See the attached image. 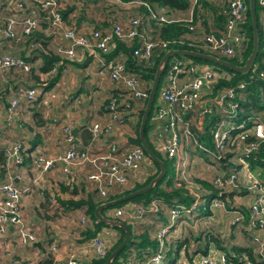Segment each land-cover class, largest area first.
Here are the masks:
<instances>
[{
    "label": "built area",
    "instance_id": "1",
    "mask_svg": "<svg viewBox=\"0 0 264 264\" xmlns=\"http://www.w3.org/2000/svg\"><path fill=\"white\" fill-rule=\"evenodd\" d=\"M109 1L114 2L115 5L140 6L148 13L147 17L155 23L183 22L181 19L175 18L173 13H168L166 9L160 7L152 9L144 2ZM187 1V12L184 20L187 22L188 29L194 31L195 25H191V22L194 8L199 0ZM255 2L263 12L261 23L264 33V0H255ZM0 5L3 8V14L0 13V44L4 41L20 44V48L25 53H29L33 49L42 50L40 41L34 39V34L41 31L44 36L50 37L52 51L59 58L57 64H62V61H79L84 53L93 59H97L103 65L111 82L123 84L127 91L124 96L135 99L147 97V91L140 86L137 76L133 73L132 75L128 74L121 60L118 58L109 61L103 60V56L113 47L114 39L126 47H130L134 41L131 55L142 61L150 59L154 48L167 50L166 42L158 39L153 41L150 38L146 31L147 28L142 26L139 16L127 18V23L124 25L114 22L111 28L107 30L90 29L87 33H79L69 27L62 18L60 14L62 5L59 0H1ZM246 10V0H228L227 19L223 30L218 34L196 35L195 42L200 48L216 56H230L244 40L242 34L237 30V25L243 21ZM41 25L44 26L43 29ZM58 37L64 40L63 44L53 43V40ZM173 57L177 56H172L166 61L165 70H167H164L162 85L159 86L157 93L158 106L156 104L157 107L155 106L152 114L154 120L162 121L158 127L159 138L155 144L156 149L172 161L174 187L184 188L193 200L188 206L177 203L173 205V208L166 211L168 222L157 224L153 236H151L156 241L157 250L152 255L146 256L142 260V264H163L164 252L168 245L166 243L167 237L172 228L179 226L177 217L180 214L191 217L194 213L200 214L201 211L205 210H225L224 202H227L228 198L223 199L219 193L227 191L229 196L230 191H238V188L246 191L248 196L246 205L248 217L244 227L249 235V242L257 260L264 264V178L259 175L262 173V169H252L247 160L241 156L234 157L238 153L247 155L255 151L261 144L264 150L263 123L257 121L252 127L255 141L241 145V142L247 138L246 132L236 133L233 137L230 135L231 131L243 125L242 121L238 124L231 121L238 113L236 103L231 101L235 95L233 89L227 88L213 93L212 85L222 75L218 74L211 66L199 65L186 58L177 59ZM29 69V63L20 54L0 52V72L15 70L25 73ZM55 73L56 65L44 73H38L40 84H45L48 78ZM257 76L261 81H264V68L258 71ZM237 87L242 88L243 85L238 84ZM21 94L25 102L30 103L35 100L37 91L34 86H27L21 90ZM54 97L53 93H47L44 101L47 103ZM106 100L107 119L104 122H92L88 128L91 137L94 139L108 136L112 132L113 125L122 121L123 118L117 109L122 101L118 102L111 95ZM16 104V99L12 98L5 107L3 116L6 123H10L14 119ZM210 114H215L216 117L214 126L209 133L212 143L211 151L202 145H197L190 128V118L193 115L202 118L204 115ZM184 115L189 116L184 118ZM201 118L198 119L201 120ZM61 130L65 143L63 152L51 158H45L41 155L35 156L33 159L34 169L39 172H46L60 165L62 166V173L68 176L73 174L76 166L87 164L91 172L86 175V179L93 180L92 182L102 198H105L114 186H124L126 182L124 173L129 169L138 170L143 160L142 151L137 146L121 152L116 145V154H114L112 153L114 146L110 144L109 155L90 154L75 140L71 124H64ZM188 145L191 150H196L198 147L208 154L209 161L204 162V167L205 171L209 172V182L216 189L217 195L211 198L207 204L201 198L196 183H192L184 175V171L191 161L190 153L185 150ZM227 152L234 156L226 160L229 170H224L222 166L225 165L224 157ZM2 153L5 162L10 161L13 165L22 164L19 143L4 145ZM210 161H219L218 164L221 167L218 164H211ZM236 166L238 167L235 171L232 167ZM238 177L240 178L239 185ZM101 178L103 183H98L97 180ZM32 182L35 184L36 179ZM28 191L29 187L18 188L8 180H0V235L5 232L7 227H14L16 242L21 246L35 242L34 233L25 227L20 217V197ZM39 193L41 194V190ZM201 203L204 205L200 208ZM157 210L155 201H150L144 206L136 202H127L113 208L111 219L124 221L133 227L143 215ZM233 218V223L240 219L235 210ZM78 223L83 225L85 217L81 216ZM101 239L100 236L91 239V246L96 257H102L105 251ZM55 248L56 244L51 243L49 251H54ZM236 262L251 264L244 253H238L236 261H234L227 257L224 252L210 248L206 254L199 255L193 264H236ZM66 264H79V262L75 258L69 257ZM121 264H134V261L126 259ZM135 264L137 263L135 262Z\"/></svg>",
    "mask_w": 264,
    "mask_h": 264
},
{
    "label": "crops",
    "instance_id": "2",
    "mask_svg": "<svg viewBox=\"0 0 264 264\" xmlns=\"http://www.w3.org/2000/svg\"><path fill=\"white\" fill-rule=\"evenodd\" d=\"M59 1L62 5L61 11L65 13L64 20L66 24L79 33H87L90 29L107 30L111 28V22L108 23V20L121 19L122 16H127V14L129 16H136L140 12L138 7L128 4L115 5L114 3H109V0ZM2 10V5H0L1 14H3ZM41 28L43 29L44 26L42 25ZM83 29H86V31L83 32ZM36 36L42 39V41L47 38L41 31H37ZM56 42L63 44L64 40L58 37L53 40V43ZM11 45L9 41L2 42L0 44V52L24 54L21 48H12ZM35 52L33 55L28 54L25 56L24 54V56L30 61L34 60L35 57L41 61L40 54H38V51ZM64 65H66V67H63L64 72L62 69V73L59 75L57 81L46 92V94L53 93L55 96L54 99L47 103L44 101L46 94L42 100L40 99L41 101L37 99L30 103L25 102L21 91L17 97H5V102H3V96H0V180H8L18 188L29 187V191L20 197V217L25 227L35 235V242L21 246L16 242L15 228L7 227L5 232L0 235V264H43L44 258L46 259L47 257L51 259L50 264H66V260L69 257L75 258L79 264H90L96 258V255L91 246V238L83 240L84 231L89 229L90 231L97 232V236L103 239L106 250L119 237L118 231L109 226H98L95 231L94 224H89V222L86 224V220L83 225H80L78 222L81 213L78 210L81 211L82 209L77 210L62 205L67 200L86 199L87 196H90L89 198H91L92 202L101 201L94 193H87V187L83 184V181L81 182L84 179L86 171H88V166L85 167L84 164L81 167L79 165L76 166L72 174L73 176L64 175L61 171L62 166L60 165L46 172H39L33 167L35 156L41 155L45 158H51L63 152L65 143L61 129L66 123L71 124L75 140L81 147L89 148L91 146L98 150L102 144L101 140L104 138H92L88 130L89 125L92 122H104L107 119L105 100L111 93L116 94V91H120L119 85L109 80L105 68L97 59H93L83 53L79 61L69 62L68 65ZM1 74L2 72H0V91L4 90L3 93L9 85L20 84L18 79H5ZM27 86L31 85L26 83L22 89ZM12 98L17 101L15 115L12 122L6 123L3 116L4 109ZM125 98L126 96L123 94L119 100L122 101L119 112L121 116H124L122 118L123 122H118L120 124L116 123L114 127L115 130L120 131V136L117 137V143L120 146L126 145L127 142L129 145L134 138L133 130L138 118L137 111L141 106L139 103H136L129 110L127 106L125 109ZM20 100L29 105L27 106L29 109H23ZM15 142L20 144V155L23 158L21 165H13L10 161L5 162V157L2 154L4 144L7 145ZM128 145L125 146V150L130 147ZM196 151L192 149L188 153L194 154ZM190 160L187 166L189 169L186 168L188 171L185 173V176L190 178V176H193H189L190 173L199 171L202 174L199 178H204L205 181L209 182L207 179L209 172L205 171L204 163L202 162V167H197L195 164L197 163L196 160L194 158L191 159V157ZM142 168L140 169L142 170ZM147 169L143 170L146 171ZM132 174V179L134 180L137 175L135 173ZM259 175L261 178H264L261 173ZM34 179H36L35 184L32 182ZM70 179L72 182H69ZM39 188L44 190L43 196L38 194L37 190ZM52 190L54 191L52 192ZM79 191H82L83 194L79 193ZM52 194L54 200L51 199ZM238 196L240 195H231V202L238 200L240 198ZM239 200L243 201V206L247 205V197ZM166 214L165 211H162L160 214L154 217L150 215L142 221L146 224L145 232L148 240L151 241V232L157 223L168 222ZM196 215L199 217L194 218ZM233 215L234 213L231 210L226 211L221 209L201 214L196 213L193 215L194 219L188 217L185 224L171 229V235L167 237L168 241L166 243H172L174 240H176L175 245L179 242L182 243L174 264H193L199 255H202L199 251L209 233L213 236L215 233L216 237L222 240L223 245L228 246L230 249L231 247L251 249L249 237L243 229V224L245 223L230 224ZM102 216L104 215L102 214ZM83 226L86 227L82 230ZM143 231L141 229L139 233ZM197 235H199V240H197L195 246V253L190 254L189 248L183 241L185 240L190 247L192 245L190 242L192 236L196 237ZM51 243L56 244L54 251H48ZM175 245H173V248ZM149 248L150 245H143V248L136 251L133 247H129L124 252V255L118 259L123 262L129 256L133 257L137 263V260L140 261L143 258L142 255L146 254ZM210 248L217 249L212 242H209L206 253ZM184 249L187 250L185 254ZM136 252L140 254L139 259L135 257ZM251 252L255 257L252 250ZM142 262L140 261L139 264H142Z\"/></svg>",
    "mask_w": 264,
    "mask_h": 264
},
{
    "label": "trees",
    "instance_id": "3",
    "mask_svg": "<svg viewBox=\"0 0 264 264\" xmlns=\"http://www.w3.org/2000/svg\"><path fill=\"white\" fill-rule=\"evenodd\" d=\"M121 1L122 2H128V1L144 2L148 4L152 9L159 8V7L164 8L166 9L168 13H173L174 15L182 14L183 17L186 16V12H187V2L185 0H121ZM227 1L228 0H199L198 4L194 8L193 20L191 22V25L193 24L195 25V26L193 25L194 31L188 29V25L183 22H176V23H170V24L155 23L154 21H152L151 19L147 17L148 13L146 12V10H144V8L140 6H138L140 12H138V14L136 15L141 18L142 26L147 28L146 31L149 34L150 38H152L153 41H157L158 39L159 41L166 42L167 50H172V49L191 50V51H196V52L208 53L213 56H216L213 53H210L209 51L200 48V46L198 45L197 42H195V40L197 39L196 35L208 34V33L218 34L219 32L223 30V27L227 19ZM206 2L210 3V5L206 6ZM246 5H247V0H246ZM208 7H210L211 10H209ZM257 8L258 6L254 0L258 49H257V54L255 56V59L253 61V64L247 72L245 73L235 72L228 68H225V67H222V66H219V65L201 60V59H196V58H191V57H178V56L173 57L177 59L186 58L199 65L211 66L213 69L217 71L218 74L222 75V77L218 78L215 81V83L212 85L213 93L219 90L227 89V88L233 89L235 95L231 101L236 103L238 113H237V116H235L231 121L235 124H238L239 122L242 121L243 125L242 127L236 128L235 130L231 131L230 135L231 137H233L234 134L236 133L246 132L247 138L243 142H241V145L249 141H255L253 137V133H252V127L254 126L255 122L261 121L264 127V81H261L257 76L258 71L264 68V35H263L262 23H261L263 12L262 10L258 8L259 13H257L258 11ZM60 14L62 18L65 19V13L60 11ZM237 30L239 33L242 34L243 39H244L243 42H241L236 47V49L230 56L228 57L216 56V57L224 59L234 65H242L244 60L246 59V57L248 56L250 52L251 44H252L251 26H250V18H249L248 10H246L243 21L237 25ZM34 39L37 41L41 40L40 44L42 45L43 49L44 48L46 49V46L51 45L50 37L43 39V42H42V39L37 37L35 33ZM133 42L134 41H132V44L130 45V47H126L123 45V43L114 39L113 47L106 55L103 56V59L105 61L113 60L115 58H118L119 60H121L123 65L125 66V71L135 74L137 76L138 82L140 83V86L144 88V90L147 91L146 93L148 94V91H149L148 85L152 81V77L156 69V65L167 50L164 51L163 49H160V48H154L153 51L151 52L150 59L147 61H142V60H138L137 58L131 55V49L133 46ZM260 45H261V48H260ZM33 50L38 51V54H40L41 56V66L39 68L40 71L37 72L35 79L39 80L38 73L40 72L44 73L50 67L56 65V73L52 76V79L46 83L47 84L46 87H49L54 83L56 79H58L60 72L63 68L62 67L63 64L62 65L57 64L59 58L53 53L51 46L49 47V49H46L42 52L39 49H33ZM19 54L25 59V61L29 63V59L25 58V56L30 54V52L29 53L24 52L25 56L24 54H21V53ZM230 59H233V60H230ZM21 73L28 74L30 73V70L28 73L27 72L25 73L21 72ZM161 76L159 78V82L161 81ZM238 84H242L243 87L238 88L237 87ZM116 92H117L116 94L111 93V96L115 97L117 101L119 102L121 98L120 97L121 90L116 91ZM156 96H157V90L155 91V94H154V97H153V100H152V103H151V106L148 112L147 120L145 121V124L143 127V135H144V139L146 143L148 144L150 149L153 151L154 155L163 163L165 167L164 176L157 183H155L152 186V188L149 189L148 191L142 194H139L135 197H132L126 201L116 203L112 206H108L105 208V210L113 208V207L114 208L119 207L122 204L127 203V202H137V203L145 204L149 201H155L157 203L158 210L155 212H148L149 216L151 215L152 217H154L155 215L160 214V212L162 211L166 212L167 210L173 208V205L177 203H180L186 206L192 203V200H193L192 196H190L184 188L174 187L173 182H172V177L171 176L165 177L167 173V168H166L164 160L167 158L163 155L162 157L165 159L161 158L157 154L159 152H157L155 148H153L151 141H148V135L146 132L147 122L150 124V121H148V119H150L151 114L155 108ZM124 101L126 102V105L124 107L126 109V106H127L128 110L130 109V107H132V105H135L136 103H139L141 105L137 111L138 118H137V122L135 125L136 135L131 140L128 146H130L129 148L134 147V146L139 147L143 153V159L145 160L146 158L147 162L151 163L154 167L152 168L153 170H150L149 168L147 172L145 173V176H144L145 179L142 182L137 183L135 185H132L130 183L128 184V177H127V180H126L127 187H125V185L122 187H119L117 185L114 186L113 189L110 191V193L105 198L100 199L101 201L92 202L91 198H89L90 196L89 197L87 196L86 199L79 198L77 200H67L66 202L62 203V205H66L67 207H72L74 209H82L83 214H85L86 224L88 222L89 224L93 223L95 231L98 228V226H109L110 227V225H107L95 219L93 212H94L95 207L98 204L109 201V200H113L115 198H118L131 191H134L136 189H139L145 186L157 174L159 170L158 165L147 157L144 150L140 146L139 140H138L137 130H138L139 122H140V117H141V114H142V111H143V108L146 102V98L145 99H135V98L126 97ZM106 102L107 100H105V105H106ZM119 107H120V104L117 107V109L120 110ZM186 117L188 116L184 115V118ZM215 118H216L215 114L204 115L201 118L202 128H200V130L196 128V126L194 125H191L190 127L196 139L197 145H202L209 151L212 150L211 137L209 133H210V130L214 126ZM197 149L199 148L197 147ZM233 156L234 155H232V153H228V152L225 153V157H224L225 165L222 166L224 170H229L228 169L229 165L226 163V160ZM236 156H241L243 159L247 160L249 162V166L252 169H255V168L262 169L261 174L264 175V150H263L262 144L258 145L255 151L250 152L247 155H244L243 153H238L234 157ZM143 161L140 163L139 169L143 167ZM208 161H209L208 159H200V161L198 162L199 164L198 163H195V164L198 167H202V162L206 163ZM210 162L211 164H214V165L219 163V161L217 162L210 161ZM218 165L221 167L220 164ZM237 167L238 166L232 167V168L236 171ZM187 169H189V167ZM190 180L192 183H196V185L198 186V191L202 195V198H205L206 200L208 199L210 200L211 198L217 195L216 189L209 182L205 180H200V179L192 180V178ZM239 180L240 178L238 177V185H239ZM134 181H136V179L132 180V183ZM162 182H164V185H161ZM238 189L239 191L237 190H235L234 192L230 191L229 192L230 194L228 196L229 200L227 202H224L226 211L228 210L233 211L235 209V211L239 213L240 220L232 224H239L242 222L245 223L248 217L246 206H243L242 208H238V207L235 208L232 205L230 198H231V195L233 194L240 195L242 197L245 196L248 198L246 191H244L242 188H238ZM205 191L207 192V194H204ZM102 211L103 209L101 210V212ZM206 212L207 210L203 211V213H206ZM193 215L191 217H193ZM185 217L188 218V216L180 214L177 218L180 220ZM198 217L199 216L196 215L194 218H198ZM159 223L166 224L163 222H159ZM244 225L245 224H243V229L248 235ZM84 227L86 226H83L82 230L84 229ZM111 227L116 228L119 231V237L117 241L108 250L104 252L102 257H96L95 259L91 261L90 264H103L108 254L121 242V239L123 237V231L119 227H116V226H111ZM127 227L129 228L128 225ZM154 230L155 228L151 232V236H153ZM95 236H97V232L90 231L89 229L83 232V240H86L88 238L92 239ZM150 239L152 242L148 240V237L145 231L137 233L136 235H133L130 233V237H129L127 244H125L124 247L111 260L110 264H119L117 262V259L120 256H123L124 252L127 251L129 247H133V249L137 251L138 249L143 248V245H150L149 250L147 251V253L145 252L146 254L142 255L143 258L140 261H142L146 256L152 255L157 250V245H156V241L152 239V237ZM197 240H199V235H197L196 237L192 236V239L190 240L192 245L190 247L189 245H187L185 240L183 241V243L189 248L190 254L195 253V250H196L195 246L197 244ZM175 241L176 240H174V242L169 243L167 245V249L164 252L163 264H174L178 256V252L181 249L180 247L182 244L181 242L179 243L176 242L177 244L175 245ZM209 242H212L214 244V246L217 248L216 250L224 252L227 255V257H229L230 259L234 261H236L238 253H244L246 254L247 258L250 260L251 264H262V262L257 260L256 256L255 257L253 256L251 252V250L253 251L251 245H250L251 249L250 248H236V247H231L230 249L228 248V246L223 245L222 240L218 239L215 233H214V236L211 233H209L207 236V239H205L204 243L202 244V247L199 251L202 253V255L206 253ZM173 245H175L174 248H173ZM183 251L185 254L187 250L184 249ZM135 255H136L135 256L136 258L138 257L140 258V254L138 252H136ZM131 259L133 260V258ZM140 261L137 260V264H139ZM50 263H51L50 258L48 257L46 259L44 258L43 264H50ZM236 264H240V263L236 262Z\"/></svg>",
    "mask_w": 264,
    "mask_h": 264
},
{
    "label": "rangeland",
    "instance_id": "4",
    "mask_svg": "<svg viewBox=\"0 0 264 264\" xmlns=\"http://www.w3.org/2000/svg\"><path fill=\"white\" fill-rule=\"evenodd\" d=\"M187 1V0H186ZM109 3H111V4H113L114 2H112V1H108ZM188 2V1H187ZM207 5H210V3H208V2H206V6ZM216 5H217V3H216ZM130 7V6H129ZM135 7V6H134ZM212 7V6H211ZM209 8V10H211V8L210 7H208ZM259 8V7H258ZM257 8V9H258ZM257 13H259V9H258V11H257ZM138 14V13H137ZM132 15H130L129 16V14H127V16H122L121 17V19H114L115 20V22H118V23H122L123 25L124 24H126L127 22H126V19L127 18H129V17H131ZM137 16V15H136ZM173 16L175 17V18H179V19H181L184 23H186L187 24V22L184 20V17H183V15L182 14H173ZM113 20V21H114ZM113 21H112V19H110V20H108V23L109 22H111V24H110V27H111V25H113L112 23H113ZM87 27H89V26H87ZM79 28V27H78ZM76 30H77V28H76ZM79 30V29H78ZM84 31H86V29L84 30L83 29V32ZM88 32V31H87ZM263 35H264V33H263ZM41 41V40H40ZM43 42V41H42ZM12 45V48L13 47H18V49L20 48V44H16V43H14L13 44V42L11 43ZM47 44V43H46ZM49 47H50V45H48V46H46V49H49ZM260 48H261V45H260ZM45 48L43 49V47H42V50L41 49H39L41 52L42 51H44V50H46ZM21 51H22V49H21ZM36 50H32V51H30V54L31 55H33L34 54V52H35ZM23 52V51H22ZM24 53V52H23ZM36 53V52H35ZM36 55V54H35ZM178 57H184V56H178ZM171 58V57H170ZM228 59V58H227ZM34 60H36V61H34ZM34 60H29V65H30V73H28V74H23V73H21L20 71H15V70H10V71H5V72H2V77L3 78H5V79H18V81H19V83L20 84H17V85H14V86H11V85H9L8 86V88H7V90H6V88H5V92L3 93V91L4 90H1L0 91V96H3V102H5L4 100H5V97H7V98H9V97H12V96H15V97H17L18 96V94H20V91H21V89L25 86V84L27 83V84H30L31 86H34L35 88H36V91H37V94H36V98H35V100H39V101H41L42 99H43V97H44V95L46 94V92L47 91H49V87H46L47 86V82L48 81H50L51 79H52V77L51 78H49L48 80H47V82L45 83V84H40V81L39 80H37V79H35L34 77L37 75V72L38 71H40L39 70V68H40V66H41V61L40 60H38L37 59V57H35V59ZM170 60V59H169ZM230 60H233V59H230ZM69 62H73V61H62L61 63L63 64V66L62 67H66V65H64V64H69ZM61 64V65H62ZM166 65H167V63H166ZM166 65H165V67H164V69H163V72L161 73V80L163 79V75L165 74V71L167 70H165V68H166ZM63 69V68H62ZM106 70V69H105ZM165 70V71H164ZM63 72H64V69H63ZM107 72V71H106ZM62 73V70H61V72H60V74ZM128 74H130V75H132V73L131 72H128ZM21 81V82H20ZM55 81H57V79L55 80ZM54 81V82H55ZM24 82V83H23ZM158 82H159V80H158ZM117 85H119V87H120V90H121V94H120V97H122L123 96V94H126V89L123 87V84H121V83H116ZM150 84H151V82H150ZM150 84L148 85V89H149V86H150ZM160 85H162L161 84V81L159 82V84H157V88H156V90H157V93H158V89H159V86ZM149 92V91H148ZM46 96V95H45ZM147 96H148V94H147ZM41 99V100H40ZM146 99H147V97H146ZM21 101V100H20ZM20 101H19V103H20ZM21 106H22V108L23 109H29L27 106H29V105H26L25 103H23L22 101H21ZM156 104H157V106H158V103H157V96H156V103H155V106H156ZM156 106V107H157ZM155 109V108H154ZM154 111V110H153ZM152 114H153V112H152ZM152 114H151V117H152ZM189 116V115H188ZM150 117V119H148V121H150V124L147 122V128H146V132H147V135H148V141H151V144H152V146H153V148H155V150L157 151V152H159L156 148V144H155V142H156V140H158V138H159V131H158V127H159V124L162 122L161 120H154L153 119V117L151 118ZM198 118H201V117H198V116H196V115H193V117L192 118H190V121H191V125H194V126H196V128H198L199 130H200V128H202V125H201V120H199ZM147 120V119H146ZM117 124H120V123H117ZM149 124V125H148ZM198 125V126H197ZM116 126V123L113 125V128H112V132L108 135V136H106L103 140H101L102 141V144L99 146V148H98V150H96V148H92L91 146L89 147V148H87L86 147V149L89 151V153L90 154H97V153H101V155H109V145L110 144H112V146H114V148H113V151H112V153H114V154H116V149H115V147H116V145H119L118 143H117V137L118 136H120V131L119 130H115L114 129V127ZM191 127V126H190ZM135 128V127H134ZM196 130V129H195ZM137 134H138V130H137ZM133 135H134V137H135V129L133 130ZM4 145H6V144H4ZM128 145V142L126 143V145L124 144L123 146H118L119 147V151H121V152H123V150H125V146H127ZM92 148V149H91ZM185 150H186V152H190L191 151V148H190V146L188 145L187 147H185ZM161 158H163L162 157V155L163 154H161L160 152L159 153H157ZM142 155H143V153H142ZM107 157H109V156H107ZM190 157H191V159L192 158H194L195 160H196V162L198 163L199 161H200V159H208V154H207V152H202V151H200V150H197L196 151V153H194V154H191L190 153ZM197 158V159H196ZM163 159H165V158H163ZM144 160V159H143ZM142 160V161H143ZM165 161V165H166V168H167V173H166V175H165V177H167V176H171V175H173L174 174V170H173V168H172V161H170V160H168V159H165L164 160ZM143 164H145L144 166H143V168H142V170L141 169H138V170H136V171H132V170H128V171H126L125 173H124V175H126V180H127V177H128V175H130L129 177H128V184L130 183V184H132V185H135V184H137V183H140V182H142L144 179H145V177H144V175H145V173L147 172V170L149 169V167H151L150 168V170H153L152 168L154 167L151 163H149V162H147V159L145 158V160L143 161ZM199 164V163H198ZM83 165V164H82ZM82 165H79L80 167L82 166ZM85 165V167H87L88 165L87 164H84ZM148 165H149V167H148ZM198 167V166H197ZM146 168H148L146 171L145 170H143V169H146ZM88 171H86V173H85V176L88 174V173H90L91 171H90V168L88 167V169H87ZM138 171V172H137ZM145 171V172H144ZM188 170L187 169H185V171H184V175H185V173L187 172ZM132 173H135L136 175H137V177H135L134 178V180L136 179V181H134L133 183H132ZM132 174V175H131ZM190 175H193V176H190ZM208 175V174H207ZM73 176V175H72ZM84 176V179H82L81 180V182L83 181V184L87 187V193H89V194H93L94 192V194H96V196L97 197H99L100 199H103L100 195H99V191H98V189H96V187H95V185L93 184V180H90V179H86V177ZM164 176V175H163ZM162 176V177H163ZM189 176H190V178H192V180H198V179H200L199 177H201L202 176V174L199 172V171H193L192 173H190L189 174ZM164 177V178H165ZM72 178V177H71ZM144 178V179H143ZM189 177H187V179H190ZM143 179V180H142ZM207 179L209 180V175L207 176ZM71 180V179H70ZM69 180V182H72V180L70 181ZM200 180H204V178H202V179H200ZM97 181H99L98 183H103V180H102V178L101 179H99V180H97ZM210 181V180H209ZM80 182V183H81ZM85 182V183H84ZM127 182V181H126ZM126 182H125V187H127V184H126ZM157 183V182H156ZM210 183V182H209ZM77 184H79V182H77ZM87 184V185H86ZM161 185H164V182H162L161 183ZM44 189V188H43ZM54 189V188H53ZM39 190H41V188H39ZM39 190H37L38 191V194H40L39 193ZM54 190H52V192H53ZM238 191H239V189H238ZM51 192V193H52ZM81 192V194H83V192L82 191H79V193ZM204 194H207V192L205 191V193ZM41 196H43L44 195V190H41V194H40ZM200 196H201V198H202V195L200 194ZM240 197V198H239ZM245 197V196H244ZM244 197H242V196H238V198L239 199H241V198H244ZM82 199H84V198H82ZM204 201H205V203L207 204L208 202H209V199L208 200H206L205 198H202ZM233 200V203H232V205H233V207H235V208H242L243 207V201H241V200ZM52 200H54V196H53V194H52ZM243 200V199H242ZM150 202V201H149ZM149 202H147V203H149ZM137 203V202H136ZM147 203H145V204H141V203H139V204H141V205H146ZM101 204V203H100ZM204 205V203H201V205L199 206L200 208L202 207ZM114 208V207H113ZM113 208H110V209H107V210H105V209H103V211H102V214L104 215V216H106L107 215V217L108 218H111V213H112V211H113ZM199 208V209H200ZM78 210V209H77ZM235 210V209H234ZM234 210L232 211L233 213H234ZM80 213H81V216L83 215V216H85V214H83V210H78ZM201 213H203L202 211H201ZM200 213V214H201ZM239 214V213H238ZM80 216V217H81ZM149 216V213H146L145 215H143L139 220H138V222L132 227L131 225H129V224H127L126 222H124V221H122L123 223H125L126 224V226L128 225L129 226V233H131V234H133V235H136L137 233H139V231H141V229L142 230H146V224H144V222H142V221H144L145 220V218L146 217H148ZM234 216V215H233ZM193 218V217H192ZM188 218L187 217H185V218H183V219H177V220H179L178 221V225H181V224H185L186 223V220H187ZM234 218L232 217L231 218V220H230V224H232L233 223V220ZM240 220V219H239ZM141 222H142V224H141ZM111 227V226H110ZM179 227V226H178ZM113 229H115V230H117L116 228H113ZM223 230V229H222ZM118 231V230H117ZM117 233H119V231L117 232ZM129 237H130V234H129ZM102 240V242H103V239H101ZM122 240V239H121ZM127 244V243H126ZM49 249V248H48ZM49 251V250H48ZM105 251H106V247H105ZM104 251V252H105ZM109 255V254H108ZM117 255V254H116ZM108 257V256H107ZM131 258H133V257H131ZM129 256L127 257V258H125V260L126 259H129V260H131V261H136V260H132ZM124 260V261H125ZM123 261V262H124ZM117 262L119 263V264H121L122 262L119 260V259H117ZM135 263V262H134Z\"/></svg>",
    "mask_w": 264,
    "mask_h": 264
},
{
    "label": "water",
    "instance_id": "5",
    "mask_svg": "<svg viewBox=\"0 0 264 264\" xmlns=\"http://www.w3.org/2000/svg\"><path fill=\"white\" fill-rule=\"evenodd\" d=\"M247 10L249 13V18H250V26H251V39H252V44H251V49L244 60L242 65H234L224 59H221L219 57L213 56L208 53H202V52H196V51H191V50H181V49H172V50H167L163 56L161 57L160 61L156 65V69L153 73L152 81L149 87V92L148 96L140 117V122L138 126V140L139 144L144 150L145 154L147 157L155 162L158 165V172L157 174L143 187L136 189L134 191H131L125 195H122L118 198H115L113 200H109L106 202H103L101 204H98L95 209H94V217L98 221H101L102 223H105L110 226H116L119 227L123 231V237L121 242L109 253L108 257L106 258L105 262L103 264H110L111 260L116 256V254L124 247V245L128 242L129 240V229L126 226L125 223L119 220L111 219L105 216H102L101 210L105 209L108 206H112L116 203H120L123 201H126L132 197H135L139 194H142L149 189L152 188V186L158 182L162 176L165 173V167L163 163L154 155L153 151L150 149L148 144L146 143L143 135V127L145 124V121L148 116V112L157 88L158 80L160 78L161 73L163 72V69L166 65V61L168 58L172 56H184V57H191V58H196V59H201L225 68H228L230 70H233L235 72L239 73H245L247 72L250 67L253 64V61L255 59V56L257 54V49H258V40H257V27H256V20H255V11H254V0H247ZM73 131V130H72ZM227 191H222L219 193V196L222 197L223 199L227 198Z\"/></svg>",
    "mask_w": 264,
    "mask_h": 264
}]
</instances>
